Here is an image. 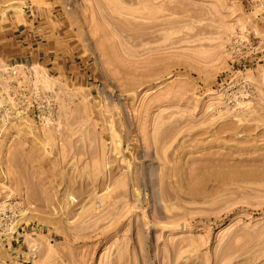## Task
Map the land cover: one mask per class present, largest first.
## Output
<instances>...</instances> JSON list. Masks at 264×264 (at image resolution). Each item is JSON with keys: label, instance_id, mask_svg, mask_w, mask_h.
I'll use <instances>...</instances> for the list:
<instances>
[{"label": "rangeland", "instance_id": "rangeland-1", "mask_svg": "<svg viewBox=\"0 0 264 264\" xmlns=\"http://www.w3.org/2000/svg\"><path fill=\"white\" fill-rule=\"evenodd\" d=\"M0 212V264H264V5L0 0Z\"/></svg>", "mask_w": 264, "mask_h": 264}, {"label": "crops", "instance_id": "crops-1", "mask_svg": "<svg viewBox=\"0 0 264 264\" xmlns=\"http://www.w3.org/2000/svg\"><path fill=\"white\" fill-rule=\"evenodd\" d=\"M32 19H30V20H32ZM34 21H36V18H35V20H33L32 27L36 26V25H34ZM25 27H27V28H25ZM32 27L30 28L29 25H26L24 23H20L16 28V30L18 31V33L16 34V37L18 39L16 41L19 42V44H18L19 45V51L15 57H19L21 59V61H23V57H24L25 61H29V60L33 61L34 58L39 57V53L41 52V51H38L36 53L34 51L36 48L31 46L33 42H29V38H23V34L24 33L26 34L27 30L28 31H29V29L31 30ZM25 42H26V45L24 44ZM35 54H37V56H35Z\"/></svg>", "mask_w": 264, "mask_h": 264}, {"label": "built area", "instance_id": "built-area-1", "mask_svg": "<svg viewBox=\"0 0 264 264\" xmlns=\"http://www.w3.org/2000/svg\"><path fill=\"white\" fill-rule=\"evenodd\" d=\"M258 3H260V5H264V0H258ZM12 67H14V66H10V68H12ZM9 68V69H10ZM18 92H19V95L17 96V95H15V94H13L12 93V97L13 98H15V99H17L16 101H18V99L19 100H21V102L19 103V108H21L20 109V112H21V110H22V113H23V110H25L26 111V108H24L23 109V103H26V102H24V100H23V85H21L20 86V89H18ZM21 96V97H20ZM19 102V101H18ZM33 104V103H32ZM5 107H4V111L6 110V107L7 108H9V110H8V113H10V112H12V109H10V105L9 104H7V105H4ZM44 107V106H43ZM28 108H30L31 109V106H27V109ZM10 111V112H9ZM45 111V110H44ZM21 113V114H22ZM12 114H13V112H12ZM35 116L36 117H38V118H40L41 117V121H42V118H44L45 116H46V111H45V114H40V113H38V114H35ZM48 117V116H47ZM40 120V119H39ZM74 201H76V199L74 198ZM1 213V212H0ZM1 214H3V213H1ZM4 219V218H3Z\"/></svg>", "mask_w": 264, "mask_h": 264}, {"label": "bare ground", "instance_id": "bare-ground-1", "mask_svg": "<svg viewBox=\"0 0 264 264\" xmlns=\"http://www.w3.org/2000/svg\"><path fill=\"white\" fill-rule=\"evenodd\" d=\"M13 68V67H12ZM12 68H10L9 70L12 71ZM70 200L74 201V197H71ZM77 201V200H76Z\"/></svg>", "mask_w": 264, "mask_h": 264}]
</instances>
